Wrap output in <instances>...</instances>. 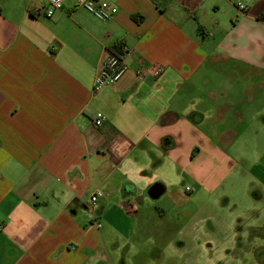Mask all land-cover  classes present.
I'll list each match as a JSON object with an SVG mask.
<instances>
[{
    "label": "crops",
    "instance_id": "crops-1",
    "mask_svg": "<svg viewBox=\"0 0 264 264\" xmlns=\"http://www.w3.org/2000/svg\"><path fill=\"white\" fill-rule=\"evenodd\" d=\"M108 1L102 21L74 0L51 17L0 0V264H116L150 202L264 170V0ZM117 42L125 72L94 92Z\"/></svg>",
    "mask_w": 264,
    "mask_h": 264
},
{
    "label": "rangeland",
    "instance_id": "rangeland-1",
    "mask_svg": "<svg viewBox=\"0 0 264 264\" xmlns=\"http://www.w3.org/2000/svg\"><path fill=\"white\" fill-rule=\"evenodd\" d=\"M256 156L255 151L250 153L249 164ZM239 167L210 195L186 193L177 203L169 199L150 202L155 214L147 212L144 225L148 229L137 234L132 241L136 246L124 260L118 257L116 264H264L256 256L263 246L257 227L264 226V191L255 182L264 170ZM236 172L242 180L234 177ZM252 174L253 180L243 178ZM256 190H262V197L254 195Z\"/></svg>",
    "mask_w": 264,
    "mask_h": 264
},
{
    "label": "built area",
    "instance_id": "built-area-1",
    "mask_svg": "<svg viewBox=\"0 0 264 264\" xmlns=\"http://www.w3.org/2000/svg\"><path fill=\"white\" fill-rule=\"evenodd\" d=\"M43 2H36L33 4V8L40 12L45 17H51L56 11L61 10L63 8L64 2L66 0H42ZM232 2V0H227ZM75 4L79 7L84 8L91 14H93L98 19L105 21L110 19L116 12L117 7L115 4L111 3L108 0H74ZM237 9L240 13L245 12V5L238 2L236 3ZM115 45L118 47H122L124 49L123 44L121 42H117ZM119 49H115V51H111L107 49V54L104 60L101 63L98 73L94 77L92 84V91H98L104 86L112 85L116 83L124 74L125 66L123 64V56L124 54H119ZM105 116L102 112H96L92 123L94 126L99 127ZM188 190V188H187ZM103 196V192L101 190L93 191L89 197V210L93 214V223L97 228L101 227V223L97 221L95 214L96 204L98 199ZM120 207L124 210V212L128 215H132L136 210V205L134 202L127 201L122 202Z\"/></svg>",
    "mask_w": 264,
    "mask_h": 264
},
{
    "label": "trees",
    "instance_id": "trees-1",
    "mask_svg": "<svg viewBox=\"0 0 264 264\" xmlns=\"http://www.w3.org/2000/svg\"><path fill=\"white\" fill-rule=\"evenodd\" d=\"M115 49H119V54H124L125 53V49L122 50V47H118V45H114L112 47H109L108 50H111V51H115Z\"/></svg>",
    "mask_w": 264,
    "mask_h": 264
}]
</instances>
